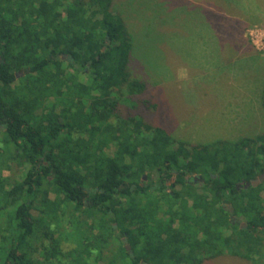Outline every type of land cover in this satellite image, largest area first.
<instances>
[{
  "label": "trees",
  "instance_id": "16d2710c",
  "mask_svg": "<svg viewBox=\"0 0 264 264\" xmlns=\"http://www.w3.org/2000/svg\"><path fill=\"white\" fill-rule=\"evenodd\" d=\"M133 48L115 0H0V264H264V180L242 183L264 131L190 143L123 112Z\"/></svg>",
  "mask_w": 264,
  "mask_h": 264
},
{
  "label": "rangeland",
  "instance_id": "374dc122",
  "mask_svg": "<svg viewBox=\"0 0 264 264\" xmlns=\"http://www.w3.org/2000/svg\"><path fill=\"white\" fill-rule=\"evenodd\" d=\"M115 7L134 36L132 71L148 84L123 112L142 110L190 143L264 131V0H115ZM22 169L14 162L6 173ZM202 264L252 263L223 254Z\"/></svg>",
  "mask_w": 264,
  "mask_h": 264
},
{
  "label": "flooded vegetation",
  "instance_id": "af4514ba",
  "mask_svg": "<svg viewBox=\"0 0 264 264\" xmlns=\"http://www.w3.org/2000/svg\"><path fill=\"white\" fill-rule=\"evenodd\" d=\"M264 172H262L261 174H263ZM261 174H259L256 178H258ZM145 178H147V176L145 175ZM186 178H187V180L192 184H194V185H196V187H197V189L200 191V192H204L205 191V189H204V183H206L207 181H206V178H205V176H204V173L203 172H201V171H192V172H188L187 174H186ZM256 178H254V179H256ZM253 180V179H252ZM251 180V181H252ZM264 180V179H263ZM263 180H261V182L263 181ZM260 182V183H261ZM201 183V184H200ZM244 185H245V183H246V181H243L242 182ZM259 183V184H260ZM204 184V185H203ZM259 184H257V185H259ZM236 185L239 187L241 184L240 183H236ZM253 185H255V184H253ZM189 189V188H188ZM189 204H193V199L192 198H189ZM226 204V208L227 209H229L230 210V216H231V219L234 221V222H239V223H241L242 225H244L246 222H245V220H242L239 216H238V214H235V211H234V208H233V206L230 204V203H228V202H226L225 203ZM229 255V254H228Z\"/></svg>",
  "mask_w": 264,
  "mask_h": 264
},
{
  "label": "water",
  "instance_id": "95a60500",
  "mask_svg": "<svg viewBox=\"0 0 264 264\" xmlns=\"http://www.w3.org/2000/svg\"><path fill=\"white\" fill-rule=\"evenodd\" d=\"M263 179H264V173L261 174L258 178L253 179L252 181H246L245 186H249L251 183L257 185V184H259V183L261 182V180H263ZM128 248H130V245H128Z\"/></svg>",
  "mask_w": 264,
  "mask_h": 264
}]
</instances>
